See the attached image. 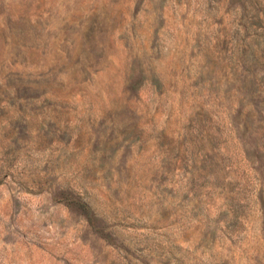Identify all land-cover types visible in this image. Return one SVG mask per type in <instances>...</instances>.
I'll use <instances>...</instances> for the list:
<instances>
[{"label":"rangeland","instance_id":"1","mask_svg":"<svg viewBox=\"0 0 264 264\" xmlns=\"http://www.w3.org/2000/svg\"><path fill=\"white\" fill-rule=\"evenodd\" d=\"M0 264H264V0H0Z\"/></svg>","mask_w":264,"mask_h":264}]
</instances>
